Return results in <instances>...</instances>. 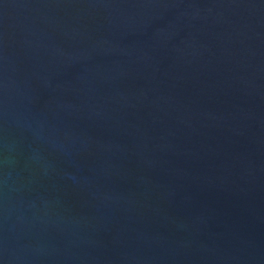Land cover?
<instances>
[{"label":"water","instance_id":"water-1","mask_svg":"<svg viewBox=\"0 0 264 264\" xmlns=\"http://www.w3.org/2000/svg\"><path fill=\"white\" fill-rule=\"evenodd\" d=\"M0 264H264V0H0Z\"/></svg>","mask_w":264,"mask_h":264}]
</instances>
